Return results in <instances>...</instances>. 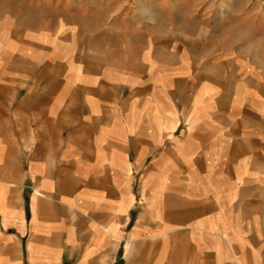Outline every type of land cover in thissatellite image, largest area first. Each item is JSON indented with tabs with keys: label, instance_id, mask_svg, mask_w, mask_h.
I'll list each match as a JSON object with an SVG mask.
<instances>
[{
	"label": "crops",
	"instance_id": "0c3cea01",
	"mask_svg": "<svg viewBox=\"0 0 264 264\" xmlns=\"http://www.w3.org/2000/svg\"><path fill=\"white\" fill-rule=\"evenodd\" d=\"M0 264H264V0H0Z\"/></svg>",
	"mask_w": 264,
	"mask_h": 264
},
{
	"label": "bare ground",
	"instance_id": "6f19581e",
	"mask_svg": "<svg viewBox=\"0 0 264 264\" xmlns=\"http://www.w3.org/2000/svg\"><path fill=\"white\" fill-rule=\"evenodd\" d=\"M155 238V237H154Z\"/></svg>",
	"mask_w": 264,
	"mask_h": 264
}]
</instances>
